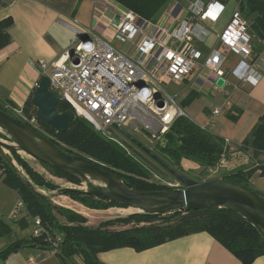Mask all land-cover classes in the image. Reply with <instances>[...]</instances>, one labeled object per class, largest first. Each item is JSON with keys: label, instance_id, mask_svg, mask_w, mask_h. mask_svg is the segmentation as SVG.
I'll list each match as a JSON object with an SVG mask.
<instances>
[{"label": "built area", "instance_id": "2783aa9c", "mask_svg": "<svg viewBox=\"0 0 264 264\" xmlns=\"http://www.w3.org/2000/svg\"><path fill=\"white\" fill-rule=\"evenodd\" d=\"M242 2L237 0L216 42L203 54L200 49L211 35L206 25H216L225 13V6L216 0H191L184 5L169 0L155 22L114 0H93L94 28L79 29L64 23L79 38L72 53L66 51L58 60L30 66L38 80L48 79L49 91L68 103L75 117L86 120L97 134L127 155L139 158L118 129L135 139L143 137L150 150L163 144L178 118L186 117L176 102L179 92H225L239 85L254 86L261 80L258 67L264 65V39L250 32L240 9ZM229 55L237 58L233 68ZM231 73L236 78L234 85L228 80ZM220 79L223 83L218 86ZM172 86L179 91L169 92ZM11 112L39 131L35 112L27 117L22 109ZM219 112L220 108L211 110L209 124ZM228 144L224 140V145ZM223 163L224 157L217 166ZM154 179L171 189L179 188L174 181L157 175ZM20 208H24L21 202L13 218ZM30 236L43 237L54 253L59 252L62 235L42 227L38 218H31Z\"/></svg>", "mask_w": 264, "mask_h": 264}, {"label": "trees", "instance_id": "16d2710c", "mask_svg": "<svg viewBox=\"0 0 264 264\" xmlns=\"http://www.w3.org/2000/svg\"><path fill=\"white\" fill-rule=\"evenodd\" d=\"M116 2L149 20L169 0H117ZM240 9L246 19L252 17L249 24L250 32L259 40H263L264 0H244L240 3ZM11 24L10 17L0 20V50L11 43L7 31ZM260 51L261 48L255 54ZM0 109L13 119L30 127L27 123L17 119L4 104H0ZM56 109L58 113L72 112L70 105L64 101H60ZM22 112L26 117L35 112L31 96L22 107ZM38 124L40 130L50 132L54 137L50 138L38 130L35 131L45 136L60 150L91 160L98 167L117 175L128 188L146 192L170 190L164 183L156 181L150 175L151 171L154 172V176L165 178L162 173L157 172L141 158L127 155L117 144L104 139L92 129L86 120L74 116L69 128L63 134L56 133L39 121ZM0 138L7 140L2 134H0ZM155 149L156 156L175 170H181L182 160L196 163L204 169L211 168L227 155V148L222 139L203 131L186 117L178 118L173 123L170 131L164 136L163 144L157 145ZM240 149L250 155V159L252 162L254 161L252 167L238 169L222 179L254 191L249 184L252 174L258 170L260 176L264 177V114L242 141ZM8 151L12 157L6 155L7 159L15 164L33 187L40 191H42L41 188H46L49 191L59 190L54 185L45 183L32 171L28 164L19 157L22 153ZM47 168L55 175L65 178L73 184L81 185L75 178L50 167ZM0 171L3 176L2 182L16 191L27 216L38 218L42 227L62 235L60 249L56 254L63 261L79 256L82 258L83 264H102L97 259L100 252L123 247L143 251L166 241L197 232H205L210 235L242 264H252L257 258L264 257V240L258 231L245 219L224 209L155 215L129 213L124 217L103 221L97 227H89L86 226V218L82 215L70 209L56 206L51 200L36 193L22 181L1 156ZM254 192L264 200V195ZM64 196L91 210H107L112 207L126 209L116 203L76 191L68 192ZM59 218L63 219V222H60ZM26 221L24 219L20 221L22 227L28 225ZM115 225L122 227L133 225V227L119 231L111 230ZM9 230L0 221V236L7 235ZM25 246L48 247L43 237L29 236L11 243L0 251V259L5 260L8 255Z\"/></svg>", "mask_w": 264, "mask_h": 264}, {"label": "crops", "instance_id": "0c3cea01", "mask_svg": "<svg viewBox=\"0 0 264 264\" xmlns=\"http://www.w3.org/2000/svg\"><path fill=\"white\" fill-rule=\"evenodd\" d=\"M92 1L0 0V20L8 17L12 19V24L7 29L11 43L0 50V104H4L8 110L22 109L38 83V76L30 63L55 61L72 49L77 41L70 40L72 33L66 29L64 23L74 24L79 29L94 28ZM216 1L225 6L222 19L226 22L236 4L229 8L228 0ZM212 45L200 49L201 52L206 54ZM229 56L237 61L236 57ZM234 61L228 60V63L233 64ZM258 68L262 78L254 86L239 85L238 88H229L225 92L203 94L185 90L177 95L176 102L181 96L180 104L177 103L181 108L185 106L182 109L186 118L198 127H204L210 135L229 143L223 165L208 169L210 173L217 175L213 179H222L238 169L250 168L254 163L250 155L240 149V145L264 114V65H259ZM228 80L232 85L236 84L230 76ZM177 90L174 86V91ZM215 108H220V112L213 118L212 124H209L208 117ZM181 169L196 173L204 168L191 161L182 160ZM2 179L0 171V221L10 229L11 220H18L10 214L20 204V198ZM258 183L260 188H257ZM249 184L255 191L261 189L264 195V177L260 176V171L252 174ZM66 208H71L70 210L83 217L86 216L84 212L88 211L77 204ZM119 211L112 208L104 212L111 216L114 213L119 214ZM23 219L28 222L26 217ZM99 224L92 225L88 222L89 227H97ZM127 228L129 227H114L112 230ZM6 237L0 236V251L15 241L28 238L29 233L11 242H7ZM30 258L33 259L31 264H83L79 256L63 261L46 247L29 246L8 255L3 264H29ZM97 259L102 264H242L205 232L191 233L143 251L129 247L103 251L98 253ZM252 264H264V257L257 258Z\"/></svg>", "mask_w": 264, "mask_h": 264}, {"label": "water", "instance_id": "95a60500", "mask_svg": "<svg viewBox=\"0 0 264 264\" xmlns=\"http://www.w3.org/2000/svg\"><path fill=\"white\" fill-rule=\"evenodd\" d=\"M69 53L72 51L69 50ZM222 83L221 79L217 81L218 86ZM48 86V79L41 77L31 96L35 117L56 133L63 134L72 123L74 115L71 111L58 113L56 106L60 102V96L49 91ZM118 131L134 146L128 145L139 158L162 173L165 179L176 180L182 187L151 192L132 190L117 175L98 167L89 159L63 152L45 136L13 119L1 109L0 134L5 136L9 143L0 140V156L25 184L51 201L55 197L76 191L116 203L132 210V213L146 215L224 209L249 222L264 240V200L254 191L223 179L197 183L166 165L156 154L125 131ZM4 150L25 154L42 165L75 178L81 185L84 184L85 188H63L53 194H46L32 186L15 164L7 159ZM0 264H3L1 259Z\"/></svg>", "mask_w": 264, "mask_h": 264}, {"label": "rangeland", "instance_id": "374dc122", "mask_svg": "<svg viewBox=\"0 0 264 264\" xmlns=\"http://www.w3.org/2000/svg\"><path fill=\"white\" fill-rule=\"evenodd\" d=\"M114 1H117V0H114ZM180 4L184 5L186 2L188 1H191V0H178ZM205 1H209V0H205ZM237 0H228L227 2V6L229 8H232L235 4H236ZM227 7V9H228ZM167 8V4L161 8L154 17H152V19H149L150 21H157L161 14L166 10ZM229 12V9L227 10ZM243 14V13H242ZM244 16V15H243ZM246 19V18H245ZM252 17H249L248 19H246L247 23L250 24V21H251ZM226 22H224V18L221 19L216 25L214 26H210V25H206L208 27V29L210 30L211 32V36L209 37V39L207 40V44H204L202 47H201V50H203L204 48H207L208 46L210 47V45L214 44L217 40V37L218 35L221 33L222 29L224 28ZM70 40L71 41H77L79 38L73 34H71L69 36ZM77 38V39H76ZM228 60L230 61H234L232 57L230 56H227ZM235 62L233 64L229 63V66L231 68L234 67L235 65ZM230 78L233 79V82H236V78L233 76V74L231 73L230 74ZM229 89V88H228ZM227 89V90H228ZM169 92H174V87H170ZM180 99H181V96H179L177 102H179L180 104ZM182 108L184 109L185 106H182ZM39 125V124H38ZM38 128V127H37ZM40 132H42L45 136L47 135L48 137L50 138H53L54 135L50 132H44L42 130L39 129ZM1 141L3 142H7L9 143V141L3 139V138H0ZM136 140L141 143L143 146H145L146 148H149L150 146L145 142L144 138L141 137V136H136ZM131 145V144H130ZM132 147H134L133 145H131ZM152 146V145H151ZM156 149L154 147L150 148V151H152L154 154H155V151ZM6 152V154L11 158V154L8 150H4ZM23 161H25L28 166L30 167V169L32 171H34L45 183H49L51 185H54L55 187H57V189H63V188H77V189H84L85 186L84 184L83 185H76V184H73L69 181H67L65 178H62L60 176H57L55 175L51 170H49L47 167H45L44 165L34 161L33 159H31L30 157H27L25 154H20L19 156ZM223 158V157H222ZM217 166V165H216ZM214 166V167H216ZM213 168V167H211ZM174 169V168H172ZM208 169L210 168H207V169H203L202 171L198 170L196 171V173H193L191 171H188V172H184L182 169L181 170H176L182 174H184L185 176H187L188 178L192 179L193 181L197 182V183H201V182H207V181H210V180H216V179H213L215 178L217 175L214 174V173H210L208 171ZM175 170V169H174ZM150 175L151 177H154V172H151L150 171ZM169 176V175H168ZM162 178V177H161ZM165 180V179H164ZM174 182L178 183L176 180H174ZM179 184V183H178ZM182 185L179 184V188H181ZM169 188V187H168ZM251 189H253L255 191V188L250 186ZM257 188H260V183L257 184ZM42 191L44 193H47V194H53L55 193V191H49L47 190L46 188H41ZM171 189V188H170ZM173 189H178V187L176 188H173ZM258 193L262 194L263 191H260L261 189H257ZM263 195V194H262ZM52 203L56 206H60V207H74V205H81L79 204L78 202L70 199L69 197L67 196H58V197H55L53 200H52ZM82 206V205H81ZM83 208H85L84 206H82ZM113 209L115 207H112ZM112 208H108L107 210L109 209H112ZM67 209H71V208H67ZM85 209H88V208H85ZM116 209H119V214L117 213H114L112 214L111 216L108 215V214H105L104 211H107V210H91V209H88V211L84 212V214L86 215L85 218H86V224L88 226V222L92 223V225H97L99 224L101 221H106V220H110V219H115L117 217H124V216H127L129 213H132V211H130L129 209H122V208H116ZM15 210V208L12 210L10 216L12 217V214H13V211ZM91 210V211H90ZM108 213V212H107ZM17 216V219L18 220H11L12 222H10V230H9V233L6 235V241H13V240H17L18 238H20L21 236H24L26 234L29 233V236H30V222H31V218L29 216H27V214L25 213V208H20V210L16 213ZM110 216V217H109ZM26 217L28 219V225L29 226H26V227H22L21 224H20V221H22V219ZM13 218V217H12ZM60 221H63V219L59 218ZM15 221V222H13ZM158 223H161V222H158ZM114 227H122L120 225H115ZM113 227V228H114ZM129 228L133 227V225H128ZM112 230V228H111Z\"/></svg>", "mask_w": 264, "mask_h": 264}, {"label": "bare ground", "instance_id": "6f19581e", "mask_svg": "<svg viewBox=\"0 0 264 264\" xmlns=\"http://www.w3.org/2000/svg\"><path fill=\"white\" fill-rule=\"evenodd\" d=\"M131 144V143H130ZM132 145V144H131ZM130 210V209H129Z\"/></svg>", "mask_w": 264, "mask_h": 264}]
</instances>
